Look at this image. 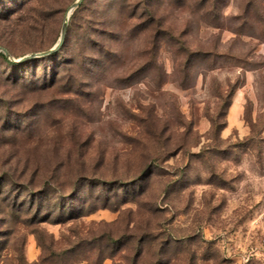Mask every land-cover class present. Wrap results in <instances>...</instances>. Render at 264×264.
I'll return each instance as SVG.
<instances>
[{
	"label": "rangeland",
	"instance_id": "374dc122",
	"mask_svg": "<svg viewBox=\"0 0 264 264\" xmlns=\"http://www.w3.org/2000/svg\"><path fill=\"white\" fill-rule=\"evenodd\" d=\"M75 1L0 0V264L38 261L35 231L104 236L106 264L126 254L108 235L149 233L181 241L170 264H264V0H85L61 56L17 81L8 62L53 48ZM79 183L85 216L28 225L26 185L69 209ZM77 252L98 264V243Z\"/></svg>",
	"mask_w": 264,
	"mask_h": 264
},
{
	"label": "trees",
	"instance_id": "16d2710c",
	"mask_svg": "<svg viewBox=\"0 0 264 264\" xmlns=\"http://www.w3.org/2000/svg\"><path fill=\"white\" fill-rule=\"evenodd\" d=\"M84 1L85 0L81 2V4L76 8L75 12L71 16L62 46L56 52L44 56V58H52L56 55L61 56L62 50H64L69 45L70 33L72 31V28L76 27V13L82 10ZM139 8H142L145 14L150 13L146 3H142ZM149 17L151 18V14H149ZM81 27L84 28V25L82 24ZM88 28L93 29L90 28L89 25V27H85V31H87ZM92 31H94L95 34V38H92V41L94 40V42H84L85 48L94 47L95 50L94 52H92V56L88 57L95 59V57L98 56L100 59H103L104 56L102 55V49L100 46H102L104 42H99L102 37V34L99 29H93ZM98 48H100L101 50ZM32 59L26 60L24 62H8L10 66H15L17 68L18 75L15 76V78L17 77V81L21 79V73L19 69L23 66H26L29 62H31ZM13 74L15 73L13 72ZM213 127L215 129H218L215 124L213 125ZM86 183H79L80 186L75 185L71 196H69L70 198H68V200L66 201L67 203H71L69 209L65 208L64 203L56 202V199H59L61 197L59 196V194L57 196V193L49 191L46 187L34 188L30 185H26L23 189V194L28 195V199L22 201H20L19 199L17 201V205H20V208L23 210L24 214L27 217V223L31 227L35 224H39L40 222L49 221L54 213L59 214L58 218L60 220H58V222H64L67 217L68 219L76 220L82 216H85L84 208H82L81 210H77L76 202H74V199L78 195V193H80V200L84 197L85 192H82V187H84ZM35 232L37 234L39 245L42 249L40 259L38 261L34 260L32 262L25 261L21 264H75V259H78L80 255H83L77 252L80 248H83L85 245L95 246L97 245V243L98 249L100 251V254L98 256V264H103L107 258L115 256V254H105V250H101V240L104 239V236H98L97 238L88 239L79 238L75 242L70 241L69 246L65 248L56 249L53 245V242H47L46 238L42 235L41 232ZM106 238L108 241V243L104 245L106 246V248L113 247V245H117L120 246L121 250L123 249L126 251V254L124 256L125 264H140V259L144 257V255H147V251H145V249L143 248L144 242H147L148 245H155L150 264H170V258L168 257L170 248L172 247V245L181 244V241L178 238L162 237L161 234L151 235V233L140 237L135 236L133 234H124L116 238L112 237L111 235H108Z\"/></svg>",
	"mask_w": 264,
	"mask_h": 264
},
{
	"label": "water",
	"instance_id": "95a60500",
	"mask_svg": "<svg viewBox=\"0 0 264 264\" xmlns=\"http://www.w3.org/2000/svg\"><path fill=\"white\" fill-rule=\"evenodd\" d=\"M83 0H76L69 8V11L66 15V19H65V22L62 26V29H61V34H60V38H59V41L58 43L51 49L45 51V52H41V53H36V54H31V55H26L18 60H16L15 62H24L26 60H29V59H32V58H37V57H43V56H47L49 54H52L54 52H56L63 44L64 42V39H65V35H66V32H67V23H68V19L72 13V11L74 9H76L82 2ZM0 52H3L7 57H9V53L6 49L4 48H0Z\"/></svg>",
	"mask_w": 264,
	"mask_h": 264
},
{
	"label": "built area",
	"instance_id": "2783aa9c",
	"mask_svg": "<svg viewBox=\"0 0 264 264\" xmlns=\"http://www.w3.org/2000/svg\"><path fill=\"white\" fill-rule=\"evenodd\" d=\"M260 244L262 248L264 249V236L261 237Z\"/></svg>",
	"mask_w": 264,
	"mask_h": 264
},
{
	"label": "crops",
	"instance_id": "0c3cea01",
	"mask_svg": "<svg viewBox=\"0 0 264 264\" xmlns=\"http://www.w3.org/2000/svg\"><path fill=\"white\" fill-rule=\"evenodd\" d=\"M103 264H106V262H105V263H103Z\"/></svg>",
	"mask_w": 264,
	"mask_h": 264
}]
</instances>
